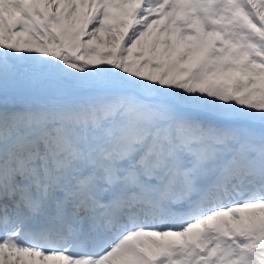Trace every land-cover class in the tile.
<instances>
[{
	"label": "snow or ice",
	"instance_id": "6c2138e0",
	"mask_svg": "<svg viewBox=\"0 0 264 264\" xmlns=\"http://www.w3.org/2000/svg\"><path fill=\"white\" fill-rule=\"evenodd\" d=\"M0 264H264V0H0Z\"/></svg>",
	"mask_w": 264,
	"mask_h": 264
}]
</instances>
